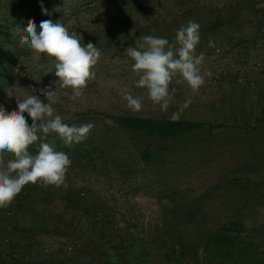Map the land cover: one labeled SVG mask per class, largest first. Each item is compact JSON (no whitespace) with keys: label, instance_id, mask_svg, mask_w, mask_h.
I'll use <instances>...</instances> for the list:
<instances>
[{"label":"rangeland","instance_id":"rangeland-1","mask_svg":"<svg viewBox=\"0 0 264 264\" xmlns=\"http://www.w3.org/2000/svg\"><path fill=\"white\" fill-rule=\"evenodd\" d=\"M0 2L3 7L0 8V39L13 41L16 48L25 52L23 65L16 72L17 82L0 92V105L11 111L17 108L16 97L23 99L29 94L28 91L35 89L33 94L41 95L43 99L40 90L50 87L58 97L53 105L56 114L61 115L65 123L69 126L89 122L94 124L87 139L80 143H91L105 151L101 158L88 161L71 150L72 145L66 146L61 142L58 151L67 153L72 161L66 177L67 186H41L38 197H42L46 190L53 194V199L47 203L30 200L20 205L13 202L8 207V219L0 226V256L5 264H14L8 259L10 255H15L24 264L32 262L37 256L52 254L51 249L58 246L55 238L57 232L53 234L52 231L58 226L56 221L48 219L50 214L71 215L74 209L67 200L62 199L68 190L82 196V203L93 210L90 215H106L112 209L117 213L153 220H173L172 228L174 234L179 236L182 253L187 250L194 252L195 249L190 248L189 244L194 243L204 231L210 230L215 234L226 227L233 229L230 225L232 221L242 223V239L258 243L260 249H264V125L257 130L252 129L254 118L260 111L258 106L254 108L255 117L248 111L247 114L243 113V105L250 103L249 97L257 96L247 93L244 85L233 83L226 86L220 83L203 85L198 92H192L179 77L174 78L170 85V89L175 88L176 92L167 113H162L147 98L143 110L133 113L120 95L121 91L133 95L144 94V89L135 87L138 77L131 70L133 61L127 57L125 50L130 45L136 46L139 31L143 30L142 35L158 22L179 19L180 6L176 2L52 0L51 12L55 14V20H60L70 31L80 33L86 40L85 44L90 41L101 52L93 69L95 79L88 82L83 96L76 100L71 99V89L61 87L55 76L54 60L45 56L34 59V53L27 46L19 45L28 20L21 19L20 26H17L13 24L14 16L24 15L29 0ZM193 2L197 9L222 4L218 0ZM46 3L51 5L49 1ZM206 11L209 12L208 9ZM168 40L174 42L171 38ZM221 54L222 51L210 58L204 54L201 70L214 72L223 60ZM259 60L264 68V57ZM223 61L238 66L234 59ZM259 71L251 69L249 73L254 77L259 75ZM259 93L263 94L260 99L264 100V89ZM188 98L192 103L181 118L190 116L200 121L215 120L229 126L216 130L213 136L201 138L194 135L176 142H164L126 131L103 114L169 118ZM231 108L236 109L232 120L221 118L225 113V117H228ZM245 121L247 127L250 125L249 130L230 127ZM149 145L157 160L147 165L142 153ZM36 214L39 216L34 221ZM58 224L62 226V222ZM38 227L44 232H35L37 230L34 229ZM164 227L168 229L170 226L165 224ZM29 229L32 232L26 231ZM206 235L211 233L205 232ZM7 238L9 242L4 240ZM7 251V256L2 255ZM215 262L234 264L228 259H217Z\"/></svg>","mask_w":264,"mask_h":264},{"label":"clouds","instance_id":"clouds-1","mask_svg":"<svg viewBox=\"0 0 264 264\" xmlns=\"http://www.w3.org/2000/svg\"><path fill=\"white\" fill-rule=\"evenodd\" d=\"M42 11L48 14L47 9ZM23 32L19 45L27 46L34 59L45 56L54 60L55 76L61 87L71 89L73 100L82 97L88 82L95 79L93 69L101 57L97 46L92 42L82 43V35L70 31L60 20L42 19L38 30L34 20L29 19ZM199 44L200 25L189 20L176 31L174 42L144 35L138 38L135 47H127L126 55L133 61L131 70L138 77L135 87L145 90L143 95L121 91L127 108L139 113L147 98L162 113H167L176 92L170 85L176 77L192 92H198L205 84V76H211L210 72L201 70L205 56L203 52L197 55ZM35 91H28L23 99L16 97V109L8 111L0 106V208L9 207L28 185L66 187L72 164L70 157L42 141L55 133L66 146H71L86 140L94 128L91 122L69 126L56 114L53 106L58 100L56 92L50 87L41 89L42 99L41 95L33 94ZM191 103V98L186 99L169 116L170 121L178 122ZM36 144L38 151L32 154L29 149ZM5 153L11 158L5 160Z\"/></svg>","mask_w":264,"mask_h":264},{"label":"crops","instance_id":"crops-1","mask_svg":"<svg viewBox=\"0 0 264 264\" xmlns=\"http://www.w3.org/2000/svg\"><path fill=\"white\" fill-rule=\"evenodd\" d=\"M218 1L222 4L207 5L209 12L204 7L196 12V22H200V18L207 14L210 16L209 24L216 26L209 33L200 34L197 49L209 58L220 49L224 60L234 59L236 62L241 58L259 60L264 57V0ZM1 5L0 2V8H3ZM202 22L205 20H201ZM258 74L251 77L249 73L244 90L259 97L260 101L263 94L259 92L264 89V68ZM219 83L223 84L222 86L229 83L241 85L236 82L234 74ZM257 97L249 98L252 100ZM110 212L106 215H84L73 210L68 217L63 214H50L48 220L56 221L59 227L52 231L53 234L55 232L60 234L55 235L58 246L51 249L52 254L37 256L31 263L223 264L208 262L200 249L196 251L197 253L191 250L182 253L179 236L174 234L172 228L173 220H153L117 213L112 209ZM38 216L39 214L34 216V221ZM58 222H62V226ZM165 224L170 227L165 228ZM34 230H37L35 231L37 233L44 232L39 227ZM26 231L32 232L31 229ZM69 244L74 247L71 253L66 250Z\"/></svg>","mask_w":264,"mask_h":264},{"label":"trees","instance_id":"trees-1","mask_svg":"<svg viewBox=\"0 0 264 264\" xmlns=\"http://www.w3.org/2000/svg\"><path fill=\"white\" fill-rule=\"evenodd\" d=\"M48 1L51 2V5L46 3ZM173 1L180 6L178 15L180 18H175L161 23L158 22L155 25L151 26L149 30L142 35L141 33L143 32V30L139 31L138 33L140 34V36L153 35L166 39L171 38L172 40H174L176 31L182 25H186L189 20H193L196 22V12L198 11V9L193 2L194 0ZM52 3V0H29V6L24 12V15L21 13L22 15L14 16L13 24L20 26V23L22 22L21 19H33L36 23L37 29L39 30V24L42 19H52L55 21L56 16L51 12V8L53 6ZM42 8L47 9V15H45L44 11H42ZM152 14L156 16L155 11H152ZM209 18L210 16H207L206 14L204 15V17L200 18V22L197 21L200 25V34L209 33L212 29L216 28V26H212L209 24ZM201 20H205V22L201 23ZM128 30L130 33H132L131 29ZM121 39L124 40L125 38L122 37ZM85 41L86 40H82V43L85 44ZM12 42L13 41H10L8 39H0V92L2 90L9 89L16 84L17 69L21 68L23 65L22 57L25 52L23 49L16 48L15 44ZM200 51L201 50L197 49V55L201 53ZM0 106L4 107V105L2 104ZM257 106L259 107L260 111L255 117L254 113L256 111L254 112V108H256ZM235 110L236 109L232 108L231 110L229 109L230 113H228V117H225L227 116L225 113L224 117L221 116V118H225L227 121H231L233 116L235 115ZM219 111L221 112L220 109ZM247 111L254 114L255 117L252 129L257 130L260 125H264V100L260 99V101H255V99H252L250 103L244 104L243 113L247 114ZM103 114L105 118L110 119L114 124L118 125L120 128L126 131L143 135L146 138L158 139L164 142H176L183 138L192 137L194 135L200 136L201 138H204L205 135L213 136L216 130H219L223 126H229L227 124H221L220 122H217L215 120H195L190 116L181 118L178 122H172L168 117L162 116H135L130 114L111 113ZM25 115L27 116L26 113ZM28 119L30 123L31 118L28 117ZM249 126L250 125H248L247 127V122L245 121L241 124L239 123L230 127L231 129L246 128L247 130H249ZM42 142L50 143L55 147L56 150H59L62 140L55 133H52L49 134L47 139ZM71 150L81 154L83 159L88 161H92V159L96 158H101L102 154L105 153L102 147L84 142L74 143ZM29 151L32 154H35L38 151V144L31 146ZM4 158L5 160H7L10 159L11 156L5 153ZM142 159L147 165L152 164L157 160L154 156L151 145L147 146L144 149L142 153ZM40 188V185L26 186L23 191L16 197L14 202H16L17 205L26 203L30 200L34 202L35 200H41V202L47 203L53 199V194L49 190L43 192L42 197H38L41 191ZM62 199L67 200L68 203L72 205V208L74 210H76L77 212H82V214L84 215H90L93 211L89 208V206H85L84 203H82V196L77 192L68 190L66 192V195L62 197ZM8 216V207L0 208V226H2V224L6 222ZM179 218L181 219V217ZM230 225L233 227V229L231 227H226L224 230H217L215 234H213L210 230L204 231V233H200V235L197 236L196 241L189 244V247L194 248L195 253H197L196 251H198L199 249L202 250L205 258L207 257L206 260L208 262H213L216 259H228L234 263L239 264H264V249H260V245L258 243L241 238L240 231L242 229V223L232 221L230 222ZM205 232L211 233V235L205 236ZM240 253L242 256L241 260L239 259ZM8 259L13 261L14 264H21V261L19 259H16L15 255H10ZM0 264H5V262L1 259V256ZM24 264L38 263L26 262Z\"/></svg>","mask_w":264,"mask_h":264},{"label":"built area","instance_id":"built-area-1","mask_svg":"<svg viewBox=\"0 0 264 264\" xmlns=\"http://www.w3.org/2000/svg\"><path fill=\"white\" fill-rule=\"evenodd\" d=\"M220 53H221V50L217 49L216 54H220ZM222 61L219 64V68H217L214 72L211 73V76H205L204 85H208V86L214 85L216 83L223 81L225 78L233 74L236 75V82L238 84L244 85L248 82L249 71L251 69H255V70L263 69V63L260 60H251V59L241 58L237 64L238 65L237 67H234V65L231 63H227L224 61L222 62ZM4 240L5 242H9L10 239L7 238ZM73 248L74 247L71 244H69L67 245L66 250L68 253H71ZM2 255L7 256L8 251L6 253H3ZM93 264H96V263H93Z\"/></svg>","mask_w":264,"mask_h":264}]
</instances>
